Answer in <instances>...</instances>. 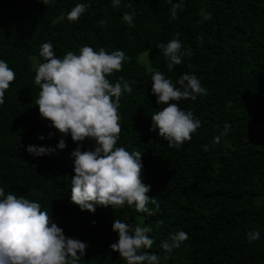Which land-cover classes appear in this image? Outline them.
<instances>
[{
  "label": "trees",
  "instance_id": "1",
  "mask_svg": "<svg viewBox=\"0 0 264 264\" xmlns=\"http://www.w3.org/2000/svg\"><path fill=\"white\" fill-rule=\"evenodd\" d=\"M79 2L89 7L69 20L67 12ZM172 3L174 19L167 0H121L116 7L111 0H0V59L15 73L0 104V187L40 203L66 237L85 242L79 264H125L109 247L117 240L114 219L151 227L154 243L146 251L160 264H264V0ZM125 12L134 14L131 24L122 19ZM172 38L191 55L169 71L157 45ZM44 42L57 57L83 45L129 57L107 77L123 78L132 89L119 98L116 146L140 151V178L158 205H148L153 215L127 205L89 212L70 202V153L86 148L38 112L34 75ZM143 53L147 64L138 60ZM152 71L174 84L184 73L195 74L205 89L195 100L174 101L200 120L179 149L150 130V115L163 107L151 92ZM60 139L63 149L56 148ZM28 145L54 151L34 157ZM177 230L187 239L166 253L160 243ZM251 230L260 236L249 242Z\"/></svg>",
  "mask_w": 264,
  "mask_h": 264
},
{
  "label": "clouds",
  "instance_id": "2",
  "mask_svg": "<svg viewBox=\"0 0 264 264\" xmlns=\"http://www.w3.org/2000/svg\"><path fill=\"white\" fill-rule=\"evenodd\" d=\"M120 2L111 0L113 7ZM167 2L171 4L169 11L174 19L176 5L172 0ZM42 3L48 5L53 0H42ZM88 7L86 2L76 3L67 12V18L78 20ZM133 15L125 12L122 19L131 24ZM99 23L102 25L105 21ZM157 47L166 58L169 71L181 64L182 57L191 55V50L184 49L177 38L159 43ZM39 56L43 59L35 66L34 82L39 86L35 104L40 116L47 118L61 134L70 135L74 142L86 138L94 142L91 150L81 151L77 145L70 153L74 158L70 202L89 212L96 206L119 208L127 205L137 212L153 215L154 209L148 205H158L147 194L150 185L141 181L140 151L130 152L116 146L120 133L119 98L132 89L123 78L110 82L107 77L120 71L129 57L122 50L106 52L103 47L93 50L88 45H83L78 53L67 51L57 57L51 42L41 44ZM14 78V71L0 59V104ZM151 92L156 104L163 107L150 115V130H157L169 147L179 149L200 127V120L174 101L195 100L205 89L195 74L184 73L174 84L163 72L152 71ZM38 138L43 139V136ZM64 147L65 142L60 139L56 148ZM204 149L207 150V145ZM25 150L34 157L54 151L51 147L37 145H28ZM111 229L117 234V240L109 247L125 264H160L157 254L146 251L154 243L149 235L151 227L133 226L114 219ZM246 236L251 242L258 239L260 233L251 230ZM186 239L187 234L177 230L161 241L160 247L171 253ZM86 246L79 239L66 237L51 221L49 210H43L40 203L14 191L6 193L0 187V264H79Z\"/></svg>",
  "mask_w": 264,
  "mask_h": 264
},
{
  "label": "rangeland",
  "instance_id": "3",
  "mask_svg": "<svg viewBox=\"0 0 264 264\" xmlns=\"http://www.w3.org/2000/svg\"><path fill=\"white\" fill-rule=\"evenodd\" d=\"M35 59H36L35 57L32 58L33 61H34ZM138 60H139L140 62H142V63H145V64L148 63V60H147V58H146V54H145V53L140 54L139 57H138ZM36 65H37V64H36ZM47 120H48V119H47ZM48 121H49V120H48ZM49 123L51 124L50 121H49ZM82 143L85 145L86 150H91V149L93 148V146H94V142H93L92 140H90V139H87V138H86L85 140H83Z\"/></svg>",
  "mask_w": 264,
  "mask_h": 264
}]
</instances>
